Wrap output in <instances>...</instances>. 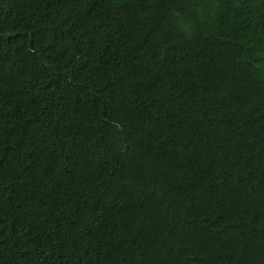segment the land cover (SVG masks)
Instances as JSON below:
<instances>
[{
    "label": "trees",
    "instance_id": "trees-1",
    "mask_svg": "<svg viewBox=\"0 0 264 264\" xmlns=\"http://www.w3.org/2000/svg\"><path fill=\"white\" fill-rule=\"evenodd\" d=\"M0 264H264V0H0Z\"/></svg>",
    "mask_w": 264,
    "mask_h": 264
}]
</instances>
